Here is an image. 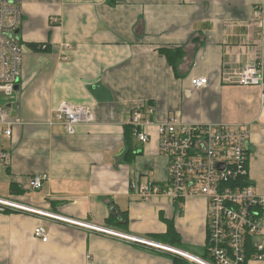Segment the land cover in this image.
Returning <instances> with one entry per match:
<instances>
[{"label":"crops","instance_id":"obj_1","mask_svg":"<svg viewBox=\"0 0 264 264\" xmlns=\"http://www.w3.org/2000/svg\"><path fill=\"white\" fill-rule=\"evenodd\" d=\"M261 1H21V76L7 104L21 124L0 139L11 156L8 167L0 166V198L17 196L48 216L0 213V264H86L87 257L95 264H172L165 254L54 215L150 240L172 222L180 249L203 256L204 198L143 202L131 188L167 182L157 126L170 115L189 124L246 126L247 181L264 196L262 92L223 81L256 59L252 14ZM163 48H181L175 72ZM194 78L207 83L194 88ZM62 102L88 106L94 121L66 134L55 120ZM148 107L149 142H127L130 113ZM38 175L46 177L41 189H28ZM38 227L47 242L34 237Z\"/></svg>","mask_w":264,"mask_h":264},{"label":"built area","instance_id":"obj_2","mask_svg":"<svg viewBox=\"0 0 264 264\" xmlns=\"http://www.w3.org/2000/svg\"><path fill=\"white\" fill-rule=\"evenodd\" d=\"M21 1L0 0V98L4 101L2 103L0 99V139L11 138L14 127L21 124L11 116L7 105L13 98L21 76L22 52L16 34L22 23ZM252 23L259 32L256 59L232 77H224L223 81L240 87L259 88L264 105V0L255 4ZM40 49L45 50L46 46L42 45ZM206 83L205 78L191 80L194 88H202ZM54 111L55 120L68 135L75 133L76 126L94 121L93 112L88 106L62 102ZM153 113L152 107L145 111L136 108L130 113L128 125L133 128V137L141 146L150 140L147 129L150 126L149 117ZM157 129L159 152L168 161L167 182L161 185L135 183L131 188L134 196L143 202L158 196L171 200L204 198L207 205L205 257L147 238L132 237L55 215L53 218L139 244L187 264H264V196L256 194L247 181V127L189 124L170 115L158 124ZM10 159V154L0 147V166L8 167ZM45 180L44 175L33 176L28 179L27 187L32 191L40 190ZM14 212L48 216L22 202L17 196L0 198V213ZM34 237L41 242L48 240L42 227L34 230ZM250 251L253 253L248 256ZM86 264L95 263L87 257Z\"/></svg>","mask_w":264,"mask_h":264},{"label":"trees","instance_id":"obj_3","mask_svg":"<svg viewBox=\"0 0 264 264\" xmlns=\"http://www.w3.org/2000/svg\"><path fill=\"white\" fill-rule=\"evenodd\" d=\"M159 53L162 54L168 64L170 65V67L172 68V70L175 72L176 68H177V64L180 61L181 57H182V50L181 48H176V49H160ZM125 140L127 142H130L131 139H133V128L130 125H127L126 127V131H125ZM15 193L18 194V192L15 190ZM114 219L113 218H109L107 220L108 222H112ZM113 223V222H112ZM167 232L164 235H160V236H151L150 238L152 240H154L155 242H159L161 244H166V245H170L173 247H179V243H180V238L179 235L177 234V232L174 229L173 223L172 222H168L167 223ZM253 253V251H250V253H248L247 255L250 256ZM206 256V253L203 255V257ZM171 260L172 264H187L186 262H183L177 258H171L168 257Z\"/></svg>","mask_w":264,"mask_h":264},{"label":"rangeland","instance_id":"obj_4","mask_svg":"<svg viewBox=\"0 0 264 264\" xmlns=\"http://www.w3.org/2000/svg\"><path fill=\"white\" fill-rule=\"evenodd\" d=\"M1 99V102L2 103H4V101H3V99L2 98H0ZM163 257H166V256H164V255H162ZM167 258V257H166ZM250 264H260V263H255V262H253V263H250Z\"/></svg>","mask_w":264,"mask_h":264},{"label":"water","instance_id":"obj_5","mask_svg":"<svg viewBox=\"0 0 264 264\" xmlns=\"http://www.w3.org/2000/svg\"><path fill=\"white\" fill-rule=\"evenodd\" d=\"M18 33V31L16 32V34ZM15 90H17V86L15 87Z\"/></svg>","mask_w":264,"mask_h":264}]
</instances>
